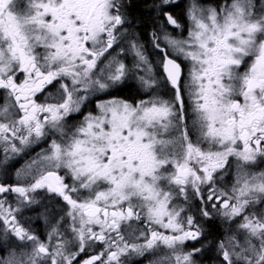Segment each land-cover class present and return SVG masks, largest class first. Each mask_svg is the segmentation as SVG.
<instances>
[{
    "label": "snow or ice",
    "instance_id": "snow-or-ice-1",
    "mask_svg": "<svg viewBox=\"0 0 264 264\" xmlns=\"http://www.w3.org/2000/svg\"><path fill=\"white\" fill-rule=\"evenodd\" d=\"M174 2L154 7L167 25L182 28L165 8ZM187 17L186 37L174 36L163 21L152 33L162 54L154 66L128 35L133 21L125 0H0L4 160L53 137L17 170L16 185L0 184V194L17 199L15 207L0 199L4 238L10 233L20 241V251L0 264H128L144 257L146 264H197L204 231L187 207L189 188L203 217L211 218V203L228 221L241 218L227 243L218 244L224 264H264V212L255 210L264 203V170L254 167L264 162V0H224L218 7L192 0ZM122 40L135 57L132 68L110 52ZM130 74L146 98L100 102L99 114L69 125L67 118L89 95L109 91ZM54 82L56 93L38 102L37 94ZM233 164L231 193L218 190L214 174ZM37 190L67 205L47 243L17 217L39 203L30 195ZM187 241L201 246L187 250ZM161 246L168 250L162 256Z\"/></svg>",
    "mask_w": 264,
    "mask_h": 264
},
{
    "label": "flooded vegetation",
    "instance_id": "flooded-vegetation-1",
    "mask_svg": "<svg viewBox=\"0 0 264 264\" xmlns=\"http://www.w3.org/2000/svg\"><path fill=\"white\" fill-rule=\"evenodd\" d=\"M21 3H25V0H20ZM125 2L128 4V9H131L134 6L133 0H125ZM153 2V4H152ZM192 2V0H175L174 3L166 5L165 8L170 11L171 15H173V17H175L179 23L182 25V28H173L172 26L167 25L166 22V18L163 15H157V10L156 8L153 6V9H155V11H148L146 12L150 17L152 16V14H156L159 22L163 21V23L167 26V28L169 29V31L174 35L177 36L178 34H181L182 32L184 33V36H187V28H188V17H187V8L188 5ZM198 3L202 4V5H209V7H218L221 3L224 2V0H197ZM131 3H133V5H131ZM160 3V0H145V4L148 5H155ZM141 4H143L141 2ZM144 9H146V7H143ZM143 10V9H142ZM143 21V19L141 18V20L137 21L139 23H141ZM148 31V30H147ZM153 31H160L159 29L153 28ZM147 32L145 34V37H143L142 39H140L139 41H137L140 45H142L143 47H147ZM151 45V44H150ZM151 47L153 49L150 50V52L152 54H154V57L157 58L158 56H162V54L158 53V51L154 48V45ZM114 51V52H113ZM110 52H113V54H115L116 52L119 53V58L122 60V54H121V49L119 47V45L114 46V50H110ZM148 54V53H147ZM170 55H173V53L170 51L169 52ZM108 54H106L107 56ZM103 59V58H102ZM179 62L182 64L183 59H180ZM183 65V64H182ZM162 71V70H160ZM71 82V81H70ZM68 81V83H70ZM55 83V87H53L52 85H49L44 92L42 93H38L36 99L38 100V102H44L45 100V96L48 95L49 92L55 94L57 89L59 88V83L58 82H54ZM71 85V83H70ZM130 88V98H128L126 96L127 94V88ZM92 96H89V98L85 101V103L82 105L81 110L79 113H74L73 115L69 116L67 119L68 121L72 122V125L74 124H78L80 121L83 120L84 116L88 115L89 113L91 114H95L97 108V104L100 102H103L105 100H110V99H120V100H125L129 103L135 104L137 103L139 100L146 98L147 94L142 90L141 85L139 84H135V83H128L127 78L124 80L123 83L119 84L118 86L110 89L107 92H96V93H92ZM51 99V98H49ZM0 100H2V90H0ZM185 102L186 105L188 106V111H189V116L191 117V103L187 100L186 96H185ZM191 122V121H189ZM47 139H44V143L37 146L34 150H32L29 153V157H31L32 155H37V153L41 152L42 150H45L49 147L51 139L53 138L51 135L46 137ZM193 140H196V135L193 134L192 136ZM206 147V145H205ZM4 154L2 152V150L0 149V165L3 164L4 161ZM25 157L27 158L28 155H25ZM28 157V158H29ZM20 166V163L16 164L14 167H18ZM256 168V170L260 171V170H264V162H258L257 165L254 166ZM62 173V171H61ZM216 176V187L218 190H225L229 193H231V189H232V185L235 181V166L233 164V166L231 168L228 169L227 172H225L222 176L220 173H216L214 174ZM2 183H7V181H2L0 180ZM203 191H204V199L205 201H207V195H208V185H204L203 186ZM189 196H190V201L187 205V207L189 208L190 205L194 206V209H197V212H190L191 214H193L196 218V222L198 224H201L203 227V224L205 226L206 225V221H210V222H225L227 225L233 224V223H237V221L239 220L237 218V221H228V220H224L222 219L220 216L217 215H213L212 211H209L212 216L211 218H205L202 216L200 209L203 207V205L201 204V201L198 197L195 196L194 192L189 188ZM56 202L57 204H59L63 209H65L67 207L66 204H64V201H60L58 198H56ZM183 197H179V202L180 203H184ZM10 204H12L10 202ZM14 205V204H12ZM212 208L211 203L207 204V208ZM261 208H255V210L257 212H264V203L260 204ZM213 209V208H212ZM215 210V209H214ZM216 211V210H215ZM249 211H252V209H249ZM19 214V213H18ZM32 216H36L37 213L35 211L32 212ZM31 216V217H32ZM18 217V221L24 222L26 220H23L22 218ZM211 224V223H210ZM42 225V224H41ZM40 225V227H41ZM24 227V226H23ZM141 227H143V224H141ZM26 228V227H25ZM27 229V228H26ZM163 231V230H161ZM204 231V236L201 238V242L203 244V247H209L210 251L207 253L205 251L202 250V252L197 253L196 254V260L200 261V264H224L223 262V258L222 255L220 254L219 250H218V244L221 240H224L225 243H227V235H222L223 232L218 233L216 235H212L211 238H209L207 235H205L206 233V229L203 228ZM70 233V232H69ZM71 234V233H70ZM40 236V235H39ZM213 237V238H212ZM215 238V241H214ZM201 242H193V241H187L185 248L187 250H191L193 244L195 243V245L197 247L201 246ZM93 249H89L88 250V255H91ZM167 249H164L163 246H161V250L160 253H158V255L162 256L165 252H167ZM85 258V254H81V259ZM148 257H144V258H140V259H132L128 262V264H146Z\"/></svg>",
    "mask_w": 264,
    "mask_h": 264
},
{
    "label": "rangeland",
    "instance_id": "rangeland-1",
    "mask_svg": "<svg viewBox=\"0 0 264 264\" xmlns=\"http://www.w3.org/2000/svg\"><path fill=\"white\" fill-rule=\"evenodd\" d=\"M141 2L145 3V0H133L134 6L131 9H128L130 19L133 21V24H132L131 28L129 29L128 35H130V37L135 39L136 41H139L140 39L145 37V34L147 32L148 41L146 43H147L148 48L143 47V51H144L145 55L147 56L149 63L156 66L158 57L155 58L154 54H152L150 52V50L153 49L151 47V45L153 46V37H152V33L154 32L153 28L160 30V22L156 16V14H152V16L150 18L146 19L145 21H142L141 23L137 22L136 9H137V7H139V8L142 7ZM153 6L154 5L146 4L145 5V7H146L145 12L155 11V9H153ZM203 6L209 7V5H203ZM169 26H171V25H168V27ZM156 32H158V31H156ZM181 36H184L183 32L181 34H178L176 37H181ZM119 47H120V49L121 48L124 49V51L121 52L123 62L129 68H132L135 57L129 50L130 46H129L128 41L122 40L119 44ZM116 53H118V52H116ZM182 64L184 65L185 75H186L187 70H188L187 62L183 60ZM157 70L160 71L159 68H157ZM136 71H137L136 69H133V72H136ZM140 74H143V73H140ZM68 81L70 82V80H68ZM127 81H128V83H135L136 85L137 84L140 85L139 80L133 74L129 75V77L127 78ZM70 83H69V85H70ZM92 95L93 94H91L89 96H92ZM186 98L188 100L187 95H186ZM105 101H107V100H105ZM97 114H99L98 109L96 110V113L94 115H97ZM69 125H72L71 121L69 122ZM44 139L46 140L47 138H44ZM44 139L40 140L38 143L32 144L31 146L25 147L24 150L21 153H19L18 155L12 154L11 152L7 153L9 159L6 162L4 160L3 164L0 165V180L7 181V183H2L0 181V184L16 185L18 183L17 176H16L17 170L24 167L26 162H28L32 158L36 157V155H34V156L32 155L31 157H29V153L32 150H34L37 146L43 144ZM16 143L19 146V142L17 141ZM0 149L2 150V152L5 156L6 153L3 150L2 144H0ZM25 155H28L29 158L28 157L26 158ZM18 163H20V166L14 167ZM61 174H63V170H62ZM65 182L68 184H71L72 183L71 177L70 176L66 177ZM30 195H34L37 198V200L39 201V203L36 205H33L31 207H25L21 213L17 214V216L19 215V217L22 218L23 220L29 221L31 224H29L27 226V229L30 230L35 235H37L41 240H43L44 242L47 243V234L51 230V225L55 224L56 221L59 220V217L61 215H64L63 208L59 204H57L55 197L58 198L60 201H63V200H62V198L55 196L54 194L48 193L46 190H37L36 193H30ZM181 197L182 196H180V198ZM0 199L5 200V207H8L10 202L12 204H14V205L11 204L13 207H15L17 204V199H16L15 193L0 194ZM178 200H179V197H178ZM181 201H183V200H181ZM255 208L256 209L261 208L260 204H257L255 206ZM46 209H47V211H45ZM188 209L190 212H193V213L197 212V209H194L193 205H190V207ZM33 211H35L37 213L36 216H32V215H34V214H32ZM208 211H212L213 215L220 216L222 219L227 220V219L223 218L221 215H219L211 207L208 208ZM45 216H47V218H48L47 222L44 218ZM238 219L240 220L241 218L238 217ZM204 221L207 222L206 223L207 226H205L203 224V228L206 229L205 235H207L209 238H211L212 235H216V234L221 233V232H223L222 235L229 236L236 231V223L227 225L225 222H216L215 223V222H210L207 220H204ZM36 222H40L42 224L41 227H39V230H37L36 227H34V225H32V223H36ZM133 223H135V222H133ZM61 230L63 232H65V234L67 236H69V237L71 236V234L68 231L69 229H68L67 224H62ZM10 238L16 240V237L11 235L10 233L8 235L7 240H5L4 235H3V221L0 220V248H1L0 249V258H6L8 256V254L11 252L8 250V249H10ZM240 239H241V241L243 240V234L240 235ZM214 241H215V238H214ZM54 243H55V241H53V244ZM6 246H7V250H6ZM2 250L6 251L4 255L2 254ZM28 251H31L30 246L28 247ZM203 251L208 253L210 251V248L209 247H203ZM17 252H19V251H17ZM197 264H200V261L197 260Z\"/></svg>",
    "mask_w": 264,
    "mask_h": 264
},
{
    "label": "trees",
    "instance_id": "trees-1",
    "mask_svg": "<svg viewBox=\"0 0 264 264\" xmlns=\"http://www.w3.org/2000/svg\"><path fill=\"white\" fill-rule=\"evenodd\" d=\"M153 4V2H152ZM131 5H133V3H131ZM146 4L143 3L142 4V7H137L136 9V19L137 21L141 20V18L143 19V21H145L146 19L150 18V16L145 12V9L143 8ZM143 9V10H142ZM126 96L128 98H130V88L128 87L127 88V94ZM21 224L27 228V226L29 224H31L29 221H24V222H21ZM32 225H34V227H36L37 230H39V227L41 225L40 222H36V223H32ZM69 231V230H68ZM70 232V231H69ZM10 237V236H9ZM8 244V243H7ZM20 241L19 240H14L12 238H10V249H8L9 251H12V250H17V251H20ZM1 249V248H0ZM6 250H7V246H6ZM6 251L2 250V254L4 255Z\"/></svg>",
    "mask_w": 264,
    "mask_h": 264
}]
</instances>
